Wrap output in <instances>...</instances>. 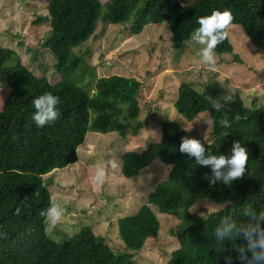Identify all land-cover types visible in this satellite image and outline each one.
Here are the masks:
<instances>
[{
    "label": "trees",
    "instance_id": "obj_1",
    "mask_svg": "<svg viewBox=\"0 0 264 264\" xmlns=\"http://www.w3.org/2000/svg\"><path fill=\"white\" fill-rule=\"evenodd\" d=\"M213 10L229 11L230 25L240 26L251 45L264 55V0H194L190 5H182L179 0H109L106 4L100 0H48L51 28L43 46L54 55L62 73L55 83L34 75L13 49L0 47V82L7 90L0 110V264H135V254L147 240L159 242L160 222L150 205L161 214L179 219L173 236L180 245L167 264H226L228 256L232 258L230 264H240L233 245L240 246L243 239L218 240L215 230L225 217L237 225L247 223L245 207L257 214L264 210V109L255 103L247 107L238 94L214 107L213 101L182 83L174 104L189 121L202 113L213 116V140L202 145L205 157L229 156L233 142L245 148V172L229 185L219 181L209 184L211 168L196 165L194 157L179 152L184 130L170 119L162 121L158 143L141 153L128 151L122 155L124 178L139 176L156 159L171 166L168 180L148 196L147 205L118 220L123 252L115 253L91 227L59 244L48 237L39 215L52 202L44 176L77 162V150L88 131H114L126 138L144 127L139 120L142 83L119 75L101 77L90 95L72 79L82 63L74 50L94 35L99 22H129L133 35L150 24H165L172 33L173 48L180 52L198 27L197 18ZM225 32L224 40L214 49L217 54L233 53ZM45 92L58 98L59 115L51 125L37 128L30 118L32 101ZM225 118L227 127L221 123ZM200 199L225 207L191 213ZM17 207L20 212L14 214Z\"/></svg>",
    "mask_w": 264,
    "mask_h": 264
},
{
    "label": "rangeland",
    "instance_id": "obj_2",
    "mask_svg": "<svg viewBox=\"0 0 264 264\" xmlns=\"http://www.w3.org/2000/svg\"><path fill=\"white\" fill-rule=\"evenodd\" d=\"M47 2L0 0V47L13 49L34 75L55 83L61 80L62 73L56 67L54 55L43 46L51 28ZM179 2L190 5L194 0ZM40 19L44 22L35 23ZM226 31L233 53H215L214 70L199 63L197 53L202 45L192 39L182 51H176L172 33L165 24H150L140 34L133 35L129 22L115 25L99 22L94 35L74 50L82 63L72 79L90 95L95 81L101 77L119 75L142 83L139 120L144 127L126 138L114 131H88L77 150V162L44 176L52 202L65 208L61 225L52 233L46 232L49 238L62 244L84 227H91L115 253L124 251L118 220L138 213L147 205L148 196L168 180L171 166L156 159L139 176L124 178L122 155L128 151L141 153L158 143L165 119L177 122L184 130V138L196 139L201 146L213 140V116L202 113L189 121L177 112L174 104L182 83L191 85L216 105L238 94L247 107L252 108L255 103L264 109V55L251 45L240 26L229 25ZM6 96L7 90L0 82V110ZM209 120L211 124L207 123ZM97 165L105 168V180L99 185L92 181ZM149 207L160 222L159 242L147 240L134 261L135 264H167L180 245L173 236L179 219L161 214L155 206ZM224 207L223 203L200 199L190 212L201 214L200 209L215 212Z\"/></svg>",
    "mask_w": 264,
    "mask_h": 264
},
{
    "label": "clouds",
    "instance_id": "obj_3",
    "mask_svg": "<svg viewBox=\"0 0 264 264\" xmlns=\"http://www.w3.org/2000/svg\"><path fill=\"white\" fill-rule=\"evenodd\" d=\"M232 15L229 11L213 10L209 15L197 18L198 27L193 32L191 39L197 44L202 45L198 50L199 63L209 69H215L216 45L223 41L226 32L225 29L230 25ZM230 99V97H229ZM58 98L45 92L32 101L31 120L37 128L51 125L58 118L59 112L57 105ZM214 107L219 105L214 104ZM207 123L211 124L209 120ZM221 123L227 127L228 120L225 118ZM178 150L186 153L189 157L195 158L196 165H207L211 168L212 176L209 178V184L221 182L229 185L234 179L240 178L245 172V164L248 159V153L241 147L239 142H233L231 154L208 155L205 157L204 147L193 138H182ZM105 180V168L97 165L92 177L93 183L99 185ZM20 208L15 209L14 214H19ZM244 214L249 216V221L242 225L231 222L227 217L221 220V227L215 230V236L218 240L242 238L244 243L240 246L233 245L236 252V260L240 264H264V210L258 214L251 212L248 207L244 208ZM43 218L45 231L52 233L58 225H61L65 217V208L56 202H51L45 211L39 213ZM231 257H225L226 264H230Z\"/></svg>",
    "mask_w": 264,
    "mask_h": 264
}]
</instances>
